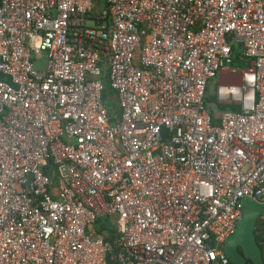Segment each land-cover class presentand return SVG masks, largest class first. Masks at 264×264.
Segmentation results:
<instances>
[{"label":"built area","instance_id":"1","mask_svg":"<svg viewBox=\"0 0 264 264\" xmlns=\"http://www.w3.org/2000/svg\"><path fill=\"white\" fill-rule=\"evenodd\" d=\"M0 72V264H229L264 203V0H0Z\"/></svg>","mask_w":264,"mask_h":264},{"label":"water","instance_id":"2","mask_svg":"<svg viewBox=\"0 0 264 264\" xmlns=\"http://www.w3.org/2000/svg\"><path fill=\"white\" fill-rule=\"evenodd\" d=\"M47 53L42 52V60L34 61L36 69L44 70L46 66ZM0 80L17 88V84L13 82L10 74L0 72ZM243 214L237 223L236 230L232 233L224 244V250L230 264H248L246 257H248L252 264H264V257L262 248L255 236V227L258 219L264 216V203L254 200L250 197H244ZM240 247L242 254H235L231 251V247Z\"/></svg>","mask_w":264,"mask_h":264},{"label":"trees","instance_id":"3","mask_svg":"<svg viewBox=\"0 0 264 264\" xmlns=\"http://www.w3.org/2000/svg\"><path fill=\"white\" fill-rule=\"evenodd\" d=\"M233 53L235 56L233 64L236 65V63L238 62H242V60L238 59V54H239L238 48L237 49L234 48ZM104 78H105V81H104L103 96L105 97L104 99L105 104L111 113V122H114L115 116L118 115L117 105L111 101V97L115 95V90L111 87L110 83L108 82V75L104 76ZM206 93H208V88H207ZM206 99H207V96L205 95V100ZM210 101L214 104L215 107L217 106L221 110H226V109H230L234 111L239 110V107L234 104H230V103L225 104V103L218 102L216 93L212 95V99H210ZM263 226H264V218L260 217L255 227V236L261 248H263V244H262V240H263L262 239V227ZM94 227L98 234L104 236V238L109 241H113L115 238H117L116 228L114 224L110 221V219L107 217L98 218L96 220V223L94 224ZM117 250H118V246L114 244V252H116ZM248 262H249L248 264H252L250 259ZM108 264H117V263L114 260L108 259Z\"/></svg>","mask_w":264,"mask_h":264},{"label":"rangeland","instance_id":"4","mask_svg":"<svg viewBox=\"0 0 264 264\" xmlns=\"http://www.w3.org/2000/svg\"><path fill=\"white\" fill-rule=\"evenodd\" d=\"M88 24H90V22H88ZM247 64H248V61H242V62H238L236 63V67L237 68H245L247 67ZM222 79H224V74L222 75ZM109 82V81H108ZM218 85V79L216 80V82H211L210 86L208 87V93H206V96H207V101L208 103H212L210 101V99H212V95L215 94V90H216V86ZM214 106V105H213ZM215 108V106H214ZM216 108L218 109V107L216 106Z\"/></svg>","mask_w":264,"mask_h":264},{"label":"flooded vegetation","instance_id":"5","mask_svg":"<svg viewBox=\"0 0 264 264\" xmlns=\"http://www.w3.org/2000/svg\"><path fill=\"white\" fill-rule=\"evenodd\" d=\"M231 251L233 253H235V254H238V253L242 254V250H241L240 247L233 246V247H231ZM246 261H247V263H249L248 262L249 261V258L248 257H246ZM229 264H230V259H229Z\"/></svg>","mask_w":264,"mask_h":264},{"label":"crops","instance_id":"6","mask_svg":"<svg viewBox=\"0 0 264 264\" xmlns=\"http://www.w3.org/2000/svg\"><path fill=\"white\" fill-rule=\"evenodd\" d=\"M222 75H223V74H221V75L219 76L221 79H222Z\"/></svg>","mask_w":264,"mask_h":264}]
</instances>
